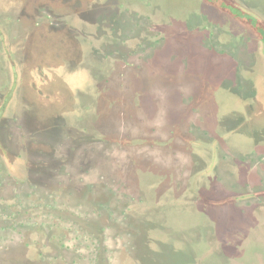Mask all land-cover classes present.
I'll list each match as a JSON object with an SVG mask.
<instances>
[{
    "label": "flooded vegetation",
    "instance_id": "flooded-vegetation-1",
    "mask_svg": "<svg viewBox=\"0 0 264 264\" xmlns=\"http://www.w3.org/2000/svg\"><path fill=\"white\" fill-rule=\"evenodd\" d=\"M99 1L0 0V264L233 263L231 245L210 249L214 260L197 252L203 236H231L218 212L189 214L194 229L173 231L164 210L264 200L253 195L264 188V144L237 149L207 132L208 110L189 96L209 79L187 77L183 40L179 53L169 43L156 52L177 39L152 22L158 5ZM76 10L86 12L81 30ZM95 10L98 36L88 29ZM245 164L254 178L237 174ZM202 168L232 186L212 178L204 195Z\"/></svg>",
    "mask_w": 264,
    "mask_h": 264
},
{
    "label": "rangeland",
    "instance_id": "rangeland-1",
    "mask_svg": "<svg viewBox=\"0 0 264 264\" xmlns=\"http://www.w3.org/2000/svg\"><path fill=\"white\" fill-rule=\"evenodd\" d=\"M152 1L153 4L150 3L149 7L152 5L151 8H153V5H158L156 8H153L155 10L153 15L151 14L152 22L161 26L162 29L160 31L166 36L175 35L177 37L172 42L167 41L166 44L160 45L156 49V52L163 50V47L168 52H171L168 47L169 43L176 45L177 53H179L181 52L179 50L181 42L179 41L183 40L186 44L184 45L186 60L192 64L187 67V77L196 81L197 75L199 80L204 78L205 82L209 79L203 90H201V87L198 89L197 85L195 86L194 96H189L192 102L201 104L206 107V111L208 110V113H206L208 119L205 122L207 132L221 135L220 137L224 136L223 141L237 149L243 150L247 148L248 142L251 144L249 146L251 148L255 147L256 143L264 144V119H262V116L264 117V10L252 6L250 4L251 0ZM91 2L92 5L95 4L97 10L99 7L102 8L105 5L103 2L100 5L99 0H91ZM132 2L143 5L145 3V1L141 0H133ZM107 4L111 5L110 2H107ZM97 10L91 12L90 28H88L96 36H98L96 28H98L100 23L94 19H97L96 15L101 14ZM85 15L86 12L82 10H76L74 13H71L70 19L74 25L79 26L78 29L80 30L86 24ZM146 16L143 15L142 18L145 19ZM138 35L142 36L144 34L140 31ZM211 36L217 38H214L216 42L214 47L207 44L205 39L211 38ZM198 37L200 41H203L200 47ZM78 44L81 49L75 47V53L83 51V49L85 50V45L82 42H78ZM196 46L201 50L196 48ZM63 47H66V45L63 44ZM197 59L202 60V64ZM195 67L198 68L195 70ZM220 72L224 74L217 78L216 75ZM132 77V81H134L136 78L135 76ZM157 77L160 80H173L174 78L170 75H160ZM170 82L177 84L174 80ZM171 100H173V97ZM228 101L233 103L232 114L230 112L231 107L224 105ZM220 102H223L222 105H220ZM228 111L231 116L224 119ZM242 135H246L247 138L243 139ZM237 159L239 158L234 159L236 164L238 163ZM236 168L246 170L250 179L254 178L257 174V169L254 170L252 165H239ZM202 169V173H205L206 169ZM209 177L208 175V179ZM205 184H203L204 195H206ZM176 189L178 192V187ZM262 192H264V188L253 195L259 196ZM257 200L258 202L252 199L246 200V209L240 207V203L238 202L228 204L226 200H223V203L220 204L221 206L215 209L206 204V199H202L198 203L189 202L185 205H179L174 200L176 203L170 204L164 210L167 216V218H164V224L173 231L178 230L182 226L185 227L186 224L188 225L187 229L189 226L191 229H194L195 219L189 217V214L195 216L198 213L218 212V229L224 228L222 222H230L231 236L229 239L224 240V238L217 234L220 232L212 233L208 238L203 236L201 244L197 247L199 256H205L206 258L204 259L210 258L214 260L218 254L217 252H209L210 249L219 250L223 248V250H226L228 249L227 246L231 245L230 243L246 240L250 242L252 234L257 232L252 229L264 224V200L260 198ZM184 214L187 216L183 217ZM230 214H234V216L228 219V215ZM209 216H201L204 219L202 222L210 220ZM252 231L255 232L251 233ZM223 232L226 233V230ZM193 237L194 235H191L192 239ZM228 240L229 242L227 243ZM177 242L179 241L177 240ZM234 247L237 246L234 245ZM225 259L227 258L224 257L222 260L225 261ZM230 259L233 260L234 257H230ZM235 263L241 264L242 261L233 260V263L229 261V264Z\"/></svg>",
    "mask_w": 264,
    "mask_h": 264
},
{
    "label": "water",
    "instance_id": "water-1",
    "mask_svg": "<svg viewBox=\"0 0 264 264\" xmlns=\"http://www.w3.org/2000/svg\"><path fill=\"white\" fill-rule=\"evenodd\" d=\"M250 4L254 7H259L260 9L264 10V0H251ZM244 209H246V207ZM252 230L257 232H251L253 234L250 242L246 240L230 243L233 247L232 250L235 253L233 260H249L251 263L254 262V264H264V224L258 225ZM234 245L237 247H234Z\"/></svg>",
    "mask_w": 264,
    "mask_h": 264
},
{
    "label": "crops",
    "instance_id": "crops-1",
    "mask_svg": "<svg viewBox=\"0 0 264 264\" xmlns=\"http://www.w3.org/2000/svg\"><path fill=\"white\" fill-rule=\"evenodd\" d=\"M226 161H228V162H230L229 160H226ZM240 171H241V173H240ZM240 171H238V173L237 174H239L240 176L241 175H244L245 173H246V171L245 170H243V168L240 170ZM225 173V172H224ZM224 173H222V172H219L218 174H215L214 175V172H212V175H210L209 173H203V175H202V181H203V184H205L206 186H208V184L210 183V180L212 181V178L215 180V179H217V178H219L220 179V177H221V179H223V181H224V183H222V186L223 185H231L232 186V182H230V180L229 179H227V177H226V175H224ZM243 173V174H242ZM228 174V173H227ZM206 175V176H205ZM208 175L210 176L209 177V179H208ZM239 175H237V176H239ZM205 176V177H204ZM178 180H179V178H178ZM236 185V184H235ZM204 186V185H203ZM207 187H205V189H206ZM237 203V202H236Z\"/></svg>",
    "mask_w": 264,
    "mask_h": 264
}]
</instances>
